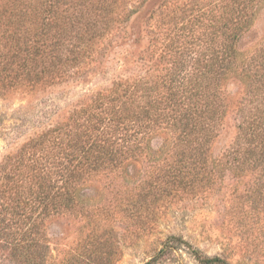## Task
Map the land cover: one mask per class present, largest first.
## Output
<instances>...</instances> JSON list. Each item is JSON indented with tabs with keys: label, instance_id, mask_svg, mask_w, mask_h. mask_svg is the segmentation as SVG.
<instances>
[{
	"label": "trees",
	"instance_id": "16d2710c",
	"mask_svg": "<svg viewBox=\"0 0 264 264\" xmlns=\"http://www.w3.org/2000/svg\"><path fill=\"white\" fill-rule=\"evenodd\" d=\"M262 1L0 0V81L28 82L45 100L60 93L64 101L59 107L49 98V110L37 115L31 136L1 158L0 241L15 225L21 231L37 227L38 216L23 222L27 204L53 217L89 212L82 202L105 190L126 200L133 166H163L150 174L157 199L212 193L218 187L214 167L220 166L250 172L254 190L263 192L264 45L250 55L238 46ZM157 18L174 28L164 44L151 24ZM133 19H142L143 27L132 33ZM119 46L129 47L122 57L114 52ZM111 61L120 70L105 84L84 88L93 76L105 77ZM231 81L244 86L236 133L212 157L209 146L226 116ZM79 85L76 94L72 89ZM138 204L124 210L140 216L145 207ZM34 241L28 244L34 247L31 257L38 256ZM13 243L24 246L21 237ZM178 245L188 243L167 236L145 264ZM190 252L203 264H229Z\"/></svg>",
	"mask_w": 264,
	"mask_h": 264
},
{
	"label": "rangeland",
	"instance_id": "374dc122",
	"mask_svg": "<svg viewBox=\"0 0 264 264\" xmlns=\"http://www.w3.org/2000/svg\"><path fill=\"white\" fill-rule=\"evenodd\" d=\"M144 15L147 18L149 12ZM151 24L159 29L161 44L174 34V28L165 24V19L159 22L157 18ZM130 25L133 33L140 26L143 27V21L133 19ZM177 26H180L179 23ZM145 43L146 39H142L140 47L143 48ZM262 44L264 0L251 28L238 46L244 54L250 55ZM124 48L129 47L119 46L114 52L122 57ZM117 54L114 56L117 57ZM109 65L105 77L93 76L84 88L103 85L115 70H120L115 61ZM4 83L8 81H0V85ZM20 84L4 85L0 91V161L4 154L17 150L31 136V127L37 115H41V110H49V98L53 97L59 107L64 103L59 100V97L63 99L60 93L48 94L45 100V94L42 96L38 91L31 90L28 82ZM81 87L79 85L72 91L77 94ZM243 89L242 83L231 81L227 84V113L210 143L212 157H219L235 136V113ZM41 99L45 101L42 103ZM158 140L154 143H158ZM161 167H131L134 178L128 185V198L126 195V200H123L122 196L116 197L112 189L105 190L103 195L97 194L82 202L89 212L72 211L45 217L42 206L31 211L30 204L25 205L23 213L26 217L22 218L23 222L27 225L38 216V225L33 231L15 229L20 225L7 229V238L0 241V264H145L162 249L169 235L181 237L189 247L178 245L174 249H166L151 264H203L190 252L191 249L198 250L202 256H218L229 264H264V191L258 193L254 190L250 172L225 166L214 167L217 172L213 176L218 178V187L212 193L163 195L157 199L158 196L149 189L150 174H157ZM121 174L124 176L123 172ZM135 201L139 203L137 207H145L141 217L132 216L124 210L133 207ZM234 202L236 206L232 208ZM3 212H0V217ZM12 231L15 233L12 234ZM16 237L24 240V246L19 249L13 243ZM31 241L37 245L36 257L29 256L34 248L31 243L28 247ZM25 253L26 257H31V263L27 262Z\"/></svg>",
	"mask_w": 264,
	"mask_h": 264
}]
</instances>
